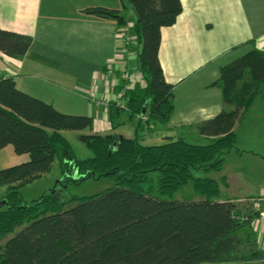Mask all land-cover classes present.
I'll return each mask as SVG.
<instances>
[{
    "label": "trees",
    "instance_id": "obj_1",
    "mask_svg": "<svg viewBox=\"0 0 264 264\" xmlns=\"http://www.w3.org/2000/svg\"><path fill=\"white\" fill-rule=\"evenodd\" d=\"M127 2L139 78L131 73L123 97L109 108L113 128L120 123L117 113L136 116L134 137L91 132V116L61 112L18 89L13 77L0 76V149L10 144L16 154L28 155L0 168V186L7 188L0 208V264H250L264 258L252 229L259 211L221 199L211 175L223 170L224 156L236 143L234 125L257 94L264 95V51L253 48L221 67L213 84L233 107L197 125L200 133L213 136L208 143L170 137L144 144L140 134L165 124L173 110V84L164 76L159 47L161 27L176 21L182 4ZM83 12L126 23L119 9L93 6ZM31 42L29 34L0 28V51L8 56L22 57ZM64 130H86L79 136L92 155L73 157ZM63 153L71 157L74 184L109 176L114 185L78 195L65 181L63 188L25 202L20 187L47 172L55 156L65 173ZM189 181L200 199L167 198Z\"/></svg>",
    "mask_w": 264,
    "mask_h": 264
},
{
    "label": "crops",
    "instance_id": "obj_2",
    "mask_svg": "<svg viewBox=\"0 0 264 264\" xmlns=\"http://www.w3.org/2000/svg\"><path fill=\"white\" fill-rule=\"evenodd\" d=\"M181 4L176 21L161 27L159 47L164 76L173 84V110L165 124L153 125L144 135L200 133V122L232 108L213 84L221 67L253 48L264 51V0H181ZM93 6L126 12V23L83 12ZM128 9L127 0H0V28L32 36L22 57L0 51V76L13 77L18 89L61 112L91 116V132L116 131L127 120L126 113H117L120 123L113 128L110 119L120 72L136 69V50L134 46L124 49L122 35L134 22ZM11 152L13 148L7 155L16 163L25 160L24 155L13 157ZM233 191L221 199L239 202L247 212L259 211L252 229L264 252V197L247 205ZM250 264H264V258Z\"/></svg>",
    "mask_w": 264,
    "mask_h": 264
},
{
    "label": "rangeland",
    "instance_id": "obj_3",
    "mask_svg": "<svg viewBox=\"0 0 264 264\" xmlns=\"http://www.w3.org/2000/svg\"><path fill=\"white\" fill-rule=\"evenodd\" d=\"M123 13L126 14V12ZM127 14L133 16L130 8L128 9ZM129 46L132 45L130 44ZM124 49L126 50L127 47ZM136 71H138L137 68L133 70V72L130 71V74L135 73ZM125 119H127L126 122L118 126L115 132L120 136L134 137L137 119L134 118L133 120H129L127 116H125ZM233 130L236 133V143L225 156L223 170L218 173L211 172V175L215 176L218 180L221 188V196L223 195L222 197L229 196L231 191L235 190L233 192H239L245 200L243 203L248 205L249 203L251 204L255 202L249 201L264 197V95L262 93L257 94L251 105L247 107L244 114L234 125ZM80 132H86V130L63 131L70 143L72 156L78 159L92 155V151L86 141L80 138ZM180 135L185 140L192 143L202 144L210 141L208 136L196 131H188L185 133L176 132V135L170 137L175 138ZM139 137L140 141L144 144L161 143L170 138L162 136L159 133H150L149 136L141 133ZM9 150L12 151V146L10 144L6 150H3V152L0 153V168L16 163L10 155H7V151ZM237 151H239L241 155L237 156ZM11 153L13 157H16V155L22 157L20 156L21 154H16L14 151ZM22 155H24V159L28 157L26 153ZM63 157L64 160L68 162L65 173L62 171L58 156H55L50 169L47 172L26 181L20 187V192L25 202H31L50 190L63 188L65 186V181L70 192L78 195L97 193L114 185V180L109 176L88 177L74 184L72 179L77 177V175L76 172L72 171L70 165L71 157H69L67 153H63ZM70 171H72L71 174L69 173ZM194 174L203 175L200 170H195ZM65 175H71V178L66 179ZM224 175H227V178ZM228 181L231 183L230 186ZM6 192V186H0V208L4 206L3 202L5 200ZM199 197H201V195L194 191L191 181L185 184L172 196H167V198L178 200L196 199Z\"/></svg>",
    "mask_w": 264,
    "mask_h": 264
},
{
    "label": "built area",
    "instance_id": "obj_4",
    "mask_svg": "<svg viewBox=\"0 0 264 264\" xmlns=\"http://www.w3.org/2000/svg\"><path fill=\"white\" fill-rule=\"evenodd\" d=\"M123 35H124V47H129L130 45V42L132 40V37L130 35V32H129V27L126 26L124 29H123ZM108 74L112 73V69L109 68L107 70ZM135 78H139V73L138 71H136L135 73H133ZM130 71L128 69H123L121 72H120V78H121V81L125 82L124 86H122L120 88V90L117 92V98L120 99V97H123L124 95V89L127 87V80L129 79L130 77ZM142 118H146V116H142Z\"/></svg>",
    "mask_w": 264,
    "mask_h": 264
},
{
    "label": "water",
    "instance_id": "obj_5",
    "mask_svg": "<svg viewBox=\"0 0 264 264\" xmlns=\"http://www.w3.org/2000/svg\"><path fill=\"white\" fill-rule=\"evenodd\" d=\"M4 202H5V200H4ZM4 202H3V203H4Z\"/></svg>",
    "mask_w": 264,
    "mask_h": 264
}]
</instances>
